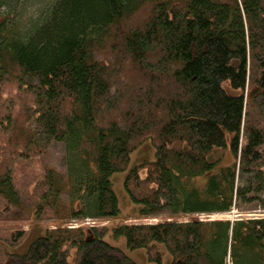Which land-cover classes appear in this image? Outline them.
<instances>
[{
	"label": "trees",
	"instance_id": "16d2710c",
	"mask_svg": "<svg viewBox=\"0 0 264 264\" xmlns=\"http://www.w3.org/2000/svg\"><path fill=\"white\" fill-rule=\"evenodd\" d=\"M40 134L64 144V175ZM144 141L155 159L124 189L163 220L113 234L157 264L158 243L169 264H264V217L176 218L264 210V0H0V264H134L65 224L118 215L109 177ZM32 217L56 225L8 251Z\"/></svg>",
	"mask_w": 264,
	"mask_h": 264
},
{
	"label": "rangeland",
	"instance_id": "374dc122",
	"mask_svg": "<svg viewBox=\"0 0 264 264\" xmlns=\"http://www.w3.org/2000/svg\"><path fill=\"white\" fill-rule=\"evenodd\" d=\"M32 9V8H31ZM39 141H42L47 146V162L49 165L57 172L64 175L66 169V151L63 143L51 140L47 138V136L40 134L38 137ZM155 149L151 146L149 141H144L142 144L136 147L130 155H129V164L125 170L116 171L111 174L109 177V181L112 183L113 191L116 194L117 203L119 207V212L116 217H113L109 220H95L92 218L90 220H84L78 224L79 226H83L85 231H88L91 227H95L98 231L103 232V239L108 242L111 246H116L120 249L123 255L131 258L134 261V264H157L148 259L146 256L145 249L136 248L130 249L126 246L125 237L122 235H114L113 227L116 224L122 223L125 219V222L135 223V222H151L154 223L156 221H162L163 218H139V210L142 205L132 202L124 189V178L128 173L129 169L132 166L142 163L143 161H153L155 158ZM213 159H217V168L219 169L221 166L230 165L233 162V157L228 153L227 150H219L213 156ZM213 171L209 172L212 173ZM209 174H204L202 176H198L195 179V183L198 185H202L206 182ZM244 216L250 217H264V210L260 208L256 201L253 202H239L235 207L233 206L230 211L221 212V213H200L189 216H178V220H189V219H203V220H211V219H230L232 218H243ZM72 225H77L76 222H69ZM56 225V223L46 220H36L33 217L26 222L24 229L26 230L25 236L21 239L22 241L16 244L15 246H8L7 250L14 254H24L27 252L28 246L36 240L38 236H41L45 233L46 229L51 228ZM66 225V224H65ZM158 249L161 252L162 260L158 264H169L171 260V255L166 250L165 246L161 243H158ZM7 246V245H6Z\"/></svg>",
	"mask_w": 264,
	"mask_h": 264
}]
</instances>
